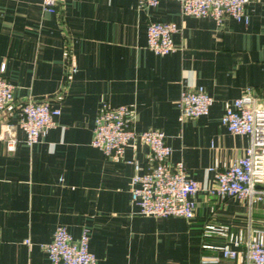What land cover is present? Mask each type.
I'll list each match as a JSON object with an SVG mask.
<instances>
[{
	"label": "crops",
	"instance_id": "1",
	"mask_svg": "<svg viewBox=\"0 0 264 264\" xmlns=\"http://www.w3.org/2000/svg\"><path fill=\"white\" fill-rule=\"evenodd\" d=\"M248 21L182 14L179 0L140 6L137 0H59L56 12L40 0H0V76L13 84V101L0 109V133L12 123L15 147L0 137V264H50L42 243L63 224L75 239L89 233L96 264L203 263L221 256V237L204 236L208 222L245 226L246 202L219 199L204 189L214 171L230 165L250 143L222 123L226 105L246 87L264 95V0L246 4ZM151 20L174 21L175 49L147 47ZM4 63V69L1 65ZM203 85L213 97L208 113L180 115L182 90ZM28 98L51 99L60 113L41 139L25 142L16 123ZM102 102L128 105L137 130L161 129L202 190L192 218L136 212L130 202L132 160L147 167L148 145L130 141L120 159L91 145ZM264 224V202L253 210ZM28 239V241H26Z\"/></svg>",
	"mask_w": 264,
	"mask_h": 264
},
{
	"label": "built area",
	"instance_id": "2",
	"mask_svg": "<svg viewBox=\"0 0 264 264\" xmlns=\"http://www.w3.org/2000/svg\"><path fill=\"white\" fill-rule=\"evenodd\" d=\"M250 0H179L180 11L195 17L209 16L217 22L225 17L248 21L246 4ZM140 6H155L159 0H137ZM42 10L56 12L59 0H40ZM178 25L174 21L151 20L146 29L147 47L156 54H167L175 49L172 35ZM4 69V63L1 70ZM13 84L0 76V109L13 101ZM213 97L203 85L182 90L178 106L183 118H195L208 113ZM60 108L51 99L28 98L19 107L17 124L25 132V142L32 145L39 141L51 127ZM221 123L232 133L248 134L250 143L243 154L232 164L211 167L213 183L204 191L219 199L235 196L246 202L248 218L245 226L233 228L228 223L208 222L204 236L221 237L219 244L204 243L203 247L217 248L221 256L203 254V263H218L221 259H237L236 264H264V224L253 218L254 208L264 202V95H256L246 87L234 97L221 115ZM12 123H6L0 137L6 139L7 148L14 149L16 138ZM140 139L149 147L147 167L132 160L130 202L136 212L156 217L183 216L192 218L196 201L194 195L202 190L196 178L187 174L181 160L171 162V146L165 133L156 127L137 130L134 114L125 104L111 105L102 102L96 113L91 145L99 148L106 157L120 159L126 145ZM28 241V239H26ZM50 264H96L95 255L89 250V233L82 230L73 238L67 227H55L50 241L42 243Z\"/></svg>",
	"mask_w": 264,
	"mask_h": 264
}]
</instances>
